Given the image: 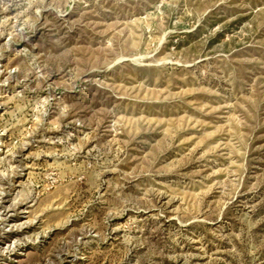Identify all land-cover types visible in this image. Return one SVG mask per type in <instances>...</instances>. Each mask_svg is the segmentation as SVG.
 <instances>
[{
    "label": "rangeland",
    "instance_id": "rangeland-1",
    "mask_svg": "<svg viewBox=\"0 0 264 264\" xmlns=\"http://www.w3.org/2000/svg\"><path fill=\"white\" fill-rule=\"evenodd\" d=\"M0 264H264V0H0Z\"/></svg>",
    "mask_w": 264,
    "mask_h": 264
}]
</instances>
